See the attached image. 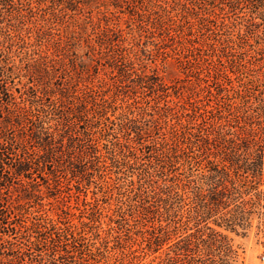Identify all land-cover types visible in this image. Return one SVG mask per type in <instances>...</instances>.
<instances>
[{
    "label": "rangeland",
    "instance_id": "374dc122",
    "mask_svg": "<svg viewBox=\"0 0 264 264\" xmlns=\"http://www.w3.org/2000/svg\"><path fill=\"white\" fill-rule=\"evenodd\" d=\"M101 1L105 7H101L100 12H106L104 15L112 20V24L126 33L124 38H127L129 44L123 46L131 48V56L135 55L140 59L134 64L137 74L142 76L145 83L156 77L165 86L160 93L147 88L141 89L137 83L139 78L134 76L132 81L119 88V97L124 93L129 96L130 100L126 98L128 104L145 112L141 129L145 132L143 141H146L147 146L155 141L157 147L170 131L172 119L167 117L172 122L169 126L168 120L159 116L163 115L165 105L173 110L171 114L176 116L173 121L177 122L178 131L180 124L187 125L186 122H189L182 107L190 109L188 103L196 98L202 105H209L210 101L211 107L215 102L220 103L223 115L228 114L229 106L240 108L244 115L243 98L249 99L252 107L258 108V94L255 90L264 89L260 86L264 85V5L261 8L254 3L235 6L231 0H120L118 8L110 0ZM58 2L59 0H5L0 3V60L5 57L3 60L13 69L15 87L26 90L29 94L33 80L37 77L29 75L33 67H28L26 61L31 58L34 61L44 54L51 55L54 52L52 41L64 40L67 36L65 25H61L59 18L50 15L54 13L58 16ZM61 7L62 5L60 9ZM192 9L198 12L197 16L192 13ZM89 10L93 12L87 20ZM65 11V20L70 25L80 26L85 23L84 20L90 19L97 23V18H101L98 11L93 9V4L81 18L73 12ZM226 24L235 28L228 31L223 29L220 33L228 34V40L239 45L235 49V67L226 63L224 58L222 61L215 57L205 59L214 54L225 56L229 51L219 44L215 45V52H207V44L210 43L208 39L214 36L212 29L216 28L217 32ZM189 26L192 27V35H189ZM38 29L44 31L45 40H40L37 36ZM91 29L89 25H81L82 35L79 39L77 35H73L74 41H63L70 48L79 44L75 46L73 54L81 57V60L88 50L85 43L95 36ZM94 32L97 33L96 30ZM21 37L27 43L26 46L30 47L28 51L31 57L23 56L24 50H20ZM66 49L69 51L67 45ZM83 59L88 72H91L93 64L90 65L85 57ZM96 71L98 70L95 73ZM111 71L101 67L93 80L95 85L112 84L114 79ZM113 74L117 76L116 72ZM56 76V80L46 82L54 89L60 83L59 78H63L61 82L68 79V74L63 71L57 70ZM77 88L81 89V86L77 84ZM114 93L113 89L107 97ZM118 104L125 108L121 101ZM122 112V109L117 110L115 114L112 113L114 116L109 112L108 116L116 121ZM77 130L82 131L81 128ZM134 135L131 132L125 138H133ZM116 136L122 138L123 135L117 133ZM112 138L98 137L99 153L96 158H91L93 154H90L82 160V166L71 167L61 176L58 172V180L52 176L36 179L39 194L26 208L27 232L23 235L25 237L13 241L20 247L22 255L14 262L5 256L3 264H167L165 256L170 246L198 230L207 234V228L225 239L227 249L220 251L217 249L218 245L206 249L207 245L201 244L197 248L192 247L187 253H178L172 264H264L262 209H255L251 213L247 206L244 216L246 221L242 225L239 223L233 230L218 226L216 217L207 219L198 226L183 225L184 219L181 222L179 217L169 218L164 211L158 209L163 205L156 208L153 200L146 197L144 192L148 191V185L139 189V180L146 181L141 169L148 168L154 173L153 166H162L160 161L156 162L159 157L150 164L147 155L138 154V164L119 173L113 163V153L107 150ZM200 144L194 148L196 155L207 148V145ZM218 146L212 139L209 149L215 152ZM206 159L213 160L214 157H195L192 154L188 156V163L186 157L177 158V170L173 175L176 174L181 181L179 186L182 182L187 184L192 179H202L201 175L206 174L208 167ZM165 166H168L167 162ZM217 167L220 165L217 164ZM259 167L264 169V161ZM80 174H83L81 182ZM255 182L258 183L255 184V190H251L244 200L256 201L255 194L260 193L259 203L264 206V176L259 180L255 179ZM200 186L206 189L204 184L200 183ZM233 209L231 204L228 210ZM203 240L206 241L207 238L203 237Z\"/></svg>",
    "mask_w": 264,
    "mask_h": 264
},
{
    "label": "trees",
    "instance_id": "16d2710c",
    "mask_svg": "<svg viewBox=\"0 0 264 264\" xmlns=\"http://www.w3.org/2000/svg\"><path fill=\"white\" fill-rule=\"evenodd\" d=\"M3 1L5 0H0V3ZM110 1L112 5L120 4V0ZM231 1L235 6L254 3L261 8L264 5V0ZM58 3L56 9L58 16L54 13L50 15L59 18L61 25H65L67 33L65 41L68 39L74 41L73 35H77L79 39L82 35L81 25H89L92 28L91 31L95 36L90 38V42L85 43L88 50L83 57L93 65L91 72H88L83 57L81 60V57L73 54L78 43L70 48L69 44H63V39L53 40L51 46L54 52L51 55L44 54L34 61H31L33 58L26 61L28 67H33L29 75L37 77L33 80L29 94L28 91L15 87L13 69L7 66L3 60L4 56L0 60V264H3L5 256L10 257L11 262H14L22 255L20 247L13 241L25 237L23 235L27 232L26 208L39 194L36 179L42 180L46 176H52L58 180V172L61 176L71 167L78 168L82 160L90 154H93L91 158L95 159L99 153L98 137L101 139L113 137L107 145V150L113 153V163L119 173L123 169H132L135 164L137 165L138 154L147 155L150 164L159 157L156 162L160 161L162 166L160 168L153 166L154 173L148 168L141 169L146 181L139 180V189L148 185V191L144 192L146 197L153 200L156 208L163 205L158 209L164 211L169 218L179 217L181 222L184 219L183 225L198 226L199 223L216 217L215 222H218V226L233 230L239 223L242 225L246 221L247 218L244 216L247 206L251 213L255 212V209H262L264 216V206H260L259 203L260 193L255 194L256 201L244 200L251 190H255V184H258L255 179L259 180L264 176V169L259 167L264 161V89L255 90L258 94L256 99L259 102L258 108L252 107L249 99L243 98L244 115L241 114L240 108L230 106L227 107L228 114L223 115L220 103L215 102L211 107L210 101H208L209 105H202L196 98L195 101L188 103L190 109L182 107L189 122H186L187 125L180 124L179 131L177 122L173 121V118H176L171 114L173 110L165 105L163 115H157L163 116L164 119L167 117L172 119V125L167 119L169 126L171 125L170 131L157 147L155 141L148 143L150 145L147 146L146 141H143L145 132L141 129L145 112L132 107L133 104H128L126 98L130 100L129 96L124 93L119 97L121 93L119 88L132 81L134 76L139 78L137 83L141 89L147 88L154 93H160L165 86L156 77L145 83L142 76L137 74L134 64L140 59L135 55L131 56L132 51L129 50L131 48L127 49L123 46L129 44L127 38H124L126 33L112 24V20L104 15L106 12H100V8L105 7L103 1L59 0ZM92 4L93 9L101 16L97 18V23H93L90 19L76 26L70 25L65 20L67 19L65 10L81 18ZM191 11L197 16L198 12L195 9ZM92 12L90 10L87 12V20ZM230 28L235 27H228L226 24L217 32L216 28L212 29L214 36L208 39L210 43L207 44L209 46L207 52L212 53L215 52V45H224L223 49H229L225 56L214 54L206 57V54L203 59L206 57L205 59L209 60L208 58L215 57L218 61H222L224 58L226 63L235 67L234 61L237 62L235 49L239 45L229 41L228 34L220 33L223 29L228 31ZM191 29L192 27L189 26V35L193 34ZM95 30L97 33L94 32ZM36 32L40 40L46 39H44V31L38 29ZM239 40L241 43V37ZM26 44L21 37L20 50H24L22 53L24 57L26 55L31 57L28 51L30 47ZM101 67L112 70L111 75L114 79V81L111 79L112 84L98 86L93 82ZM96 69L98 71L95 73ZM57 70L68 74V79L61 82L63 78H59L60 83L54 89L46 82L58 78ZM113 72H116L117 76H114ZM77 84L81 89L77 88ZM260 86L264 88V85ZM113 89L116 93L107 97ZM120 101L125 104L124 109L118 104ZM120 109L123 110L121 115L116 121L111 120L108 113L112 115ZM77 128H81L82 131H78ZM131 132L135 133L134 137L125 138L129 137ZM117 133L122 134V138L117 137ZM212 139L219 144L215 152L209 149ZM197 144L207 145L200 155L193 152ZM192 154L195 157H214V159H206L208 167L206 174L201 175L202 179L198 181L192 179L187 184L182 182L179 186L181 181L176 174L173 175L177 170L176 159L183 156L187 158L188 163V156ZM215 157L221 159L216 158L219 160L216 162ZM97 159L99 160V157ZM217 164L220 167H217ZM82 176L83 174H80V182ZM200 183L204 184L206 189L200 186ZM231 204L234 207L233 211L228 210ZM206 231L209 233L205 234L204 231L198 230L195 234L170 246L165 256L166 263L172 264L178 253H187L192 247L197 248L201 244L207 245L206 249L215 248L216 245L219 246L217 249L220 251L227 249L226 241L220 234L209 228ZM203 237L207 240L204 241Z\"/></svg>",
    "mask_w": 264,
    "mask_h": 264
}]
</instances>
